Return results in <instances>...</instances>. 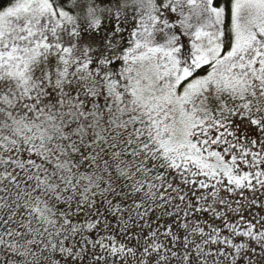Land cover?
<instances>
[{
  "label": "snow or ice",
  "instance_id": "6c2138e0",
  "mask_svg": "<svg viewBox=\"0 0 264 264\" xmlns=\"http://www.w3.org/2000/svg\"><path fill=\"white\" fill-rule=\"evenodd\" d=\"M0 264H264V0L0 7Z\"/></svg>",
  "mask_w": 264,
  "mask_h": 264
},
{
  "label": "trees",
  "instance_id": "16d2710c",
  "mask_svg": "<svg viewBox=\"0 0 264 264\" xmlns=\"http://www.w3.org/2000/svg\"><path fill=\"white\" fill-rule=\"evenodd\" d=\"M8 0H0V7H3L4 4H6Z\"/></svg>",
  "mask_w": 264,
  "mask_h": 264
}]
</instances>
